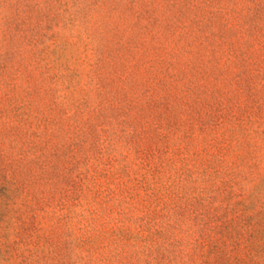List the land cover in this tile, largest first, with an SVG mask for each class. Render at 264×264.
<instances>
[{"label":"rangeland","instance_id":"obj_1","mask_svg":"<svg viewBox=\"0 0 264 264\" xmlns=\"http://www.w3.org/2000/svg\"><path fill=\"white\" fill-rule=\"evenodd\" d=\"M0 264H264V0H0Z\"/></svg>","mask_w":264,"mask_h":264}]
</instances>
